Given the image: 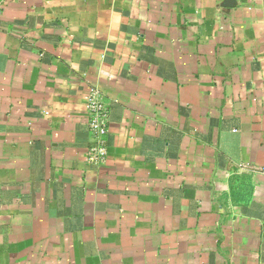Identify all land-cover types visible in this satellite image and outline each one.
Wrapping results in <instances>:
<instances>
[{
  "label": "crops",
  "instance_id": "obj_1",
  "mask_svg": "<svg viewBox=\"0 0 264 264\" xmlns=\"http://www.w3.org/2000/svg\"><path fill=\"white\" fill-rule=\"evenodd\" d=\"M0 264H264V0H0Z\"/></svg>",
  "mask_w": 264,
  "mask_h": 264
},
{
  "label": "built area",
  "instance_id": "obj_2",
  "mask_svg": "<svg viewBox=\"0 0 264 264\" xmlns=\"http://www.w3.org/2000/svg\"><path fill=\"white\" fill-rule=\"evenodd\" d=\"M108 103L103 100L102 94L93 86L88 96L89 127L96 138L90 146L89 159L95 163L103 162L108 154L106 135L108 133Z\"/></svg>",
  "mask_w": 264,
  "mask_h": 264
}]
</instances>
